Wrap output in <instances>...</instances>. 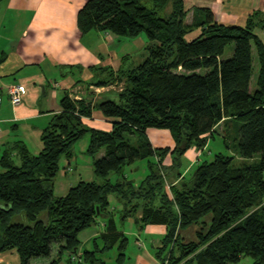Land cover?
I'll return each mask as SVG.
<instances>
[{"label": "trees", "instance_id": "obj_1", "mask_svg": "<svg viewBox=\"0 0 264 264\" xmlns=\"http://www.w3.org/2000/svg\"><path fill=\"white\" fill-rule=\"evenodd\" d=\"M202 11L204 19L189 23L184 0H87L79 9L81 34L98 30L136 37L145 32L147 56L129 68L92 67L101 74L88 84H122L118 99L93 105L67 92L62 110L41 134L38 153L24 141L4 144L0 253L16 250L21 264H30L34 258L52 257L58 244L50 264H62L67 250L74 253L69 264H106L101 256L116 248V264H124L130 238L118 223L133 218L140 228L167 227L154 247L158 264H233L243 259L264 264V40L256 32L264 29V12H254L245 25H226L209 9ZM230 44L232 55L224 57ZM254 53L258 75L253 88ZM95 108L113 120L111 130L85 124ZM223 120L232 122L226 121V129L236 126L238 155L247 159L259 154L261 160L233 165V156L219 152L202 161L191 178L183 171L175 175L181 165L176 158L191 147L204 149ZM150 128L169 130L176 145L154 147ZM87 134V153L100 180H81L57 195L60 160L73 158L74 144ZM129 134L137 136V145ZM169 154L172 163L162 164L159 173L149 161L150 173L138 184L125 176L111 179L138 159ZM171 173L180 179L175 184L168 182ZM113 195L123 205L118 211L112 208ZM20 215L27 222L19 221ZM100 217L104 231L92 240V249L79 253L80 234ZM194 224L196 239L186 241L181 232Z\"/></svg>", "mask_w": 264, "mask_h": 264}, {"label": "crops", "instance_id": "obj_2", "mask_svg": "<svg viewBox=\"0 0 264 264\" xmlns=\"http://www.w3.org/2000/svg\"><path fill=\"white\" fill-rule=\"evenodd\" d=\"M86 1H0V154L4 144L17 141H24L32 152L38 153L42 148L41 134L53 115L62 110L61 99L67 92L77 93L92 101L93 105L100 100L116 99L112 96V92L119 91L116 87L117 83L102 87L88 83L97 80V73L101 74L100 70L92 69V67L110 66L117 70L122 65L127 55H122L121 48L118 46L125 41H122L123 39L130 37H119L111 32L98 30L81 34L78 29L77 15ZM184 3L188 11L186 21L189 23L195 17L205 18L203 8L209 9L218 22L226 25H245L254 12H264V0H184ZM256 32L264 40V29L259 27ZM254 57L256 74L254 73L252 78L253 88L258 75L256 53ZM15 82L23 84L26 88L24 101L17 106L12 103L7 93V86ZM112 121L97 108L93 110L91 117L84 119L89 127L105 131L112 129ZM226 121L228 124L232 123L230 120H223L215 127V135L220 134L224 142H226V130H228L225 127ZM161 133L164 132L155 128L149 129L148 135L151 142V136H162ZM167 135L170 138L173 137L171 133ZM215 135L209 139L204 149L191 147L186 151L183 156L187 160L183 171L184 176H187L194 166H198L205 160L203 158L207 151L213 154L210 145ZM89 142L90 139L82 143V153L88 154ZM174 142H168L166 146L173 147ZM159 144L158 147H162V142ZM153 146L157 147L154 144ZM257 157L254 156L250 160L256 161ZM62 158L65 161V174L56 182L57 195H65L81 180H95L93 160L84 159L86 156L77 154L75 150L73 158L69 159L65 156ZM172 159V156L168 155L167 164L170 165ZM171 174L168 182L177 183L180 179ZM125 177L127 178L126 175ZM119 178L120 176L117 175L116 178L111 179L115 181ZM130 180L136 184L142 181V179L134 178ZM114 199L117 205H113L112 208L117 211L122 209L121 201L116 196ZM129 220L137 224L133 218ZM99 221L103 228L92 230L90 233H86V229L82 232H85L84 235L80 234L79 253L83 252V246L92 243V240L104 231V218L100 217ZM118 225L121 229L120 221ZM145 227L141 228L136 236L138 242L136 245L141 248L139 263L158 264L154 247L158 246L162 239L153 237V244L143 248L142 243L145 244L143 238H146L148 233L153 236L163 233L164 236L167 227L161 224ZM196 227L195 232L198 231V226ZM146 229L149 232L145 234ZM0 264H21L18 252L16 250L1 252Z\"/></svg>", "mask_w": 264, "mask_h": 264}, {"label": "rangeland", "instance_id": "obj_3", "mask_svg": "<svg viewBox=\"0 0 264 264\" xmlns=\"http://www.w3.org/2000/svg\"><path fill=\"white\" fill-rule=\"evenodd\" d=\"M199 33V30L194 31L193 33H190L187 35V39L190 40L192 38H194L197 34ZM125 40V41H124ZM122 41H124L123 43L119 44V48H121V52L123 53L122 55H127V59H125L122 63L121 66L125 67V68H129L132 67L134 65H137L138 63H140L141 61H143V59L147 56V51L145 49L146 45L149 43V39L146 35L145 32L141 33L140 35L136 36V37H130L129 39L125 38ZM121 41V42H122ZM234 49V45L230 44L225 51L224 57H229L230 55H232ZM256 74V73H255ZM121 84V83H120ZM122 84L121 85H116L117 90H121L122 89ZM75 93V92H74ZM77 94V93H75ZM112 96L116 99H118V92L114 91L112 92ZM102 101V100H100ZM151 129V128H150ZM156 130H160L163 131L164 133H161L160 135L162 136H151L152 138V143L155 146H160V142H162V147H166V145H168V142H174L173 137H169V133H171L169 130L167 129H158L155 128ZM169 132V133H168ZM227 132V139L226 142L223 141V138L221 137L220 134H216L215 137L213 138L211 145H210V149L213 152V154H209V151L206 152L205 154V160H211L214 158V155L216 153L219 152H223L227 155H231L233 156V165H241L243 163H252L254 162L253 160H250V158L247 159H241L237 153V135L238 132H235V126L231 124V127L228 128ZM129 139H131V143L133 145H137V136L135 134H129L127 136ZM90 139V135L87 134L83 139H81L80 141L76 142L73 146V149L77 152V154L79 155H83L86 156L87 160H93V157L90 156L89 154H86L85 152L82 153L81 152V146L82 143L85 142L86 140ZM174 146L176 145V143H173ZM104 149L97 155L98 157L102 156L104 154ZM2 155V151L0 156ZM170 155V154H169ZM161 156V155H160ZM160 156L159 155H153L149 158H145V159H138L135 162H133L132 164H128L125 165V167L120 171V173L116 174L113 173L111 174V178L114 179L116 178L117 175H119L121 178H123L125 175L127 176V178L131 179L134 178L136 180H143L146 178V176L150 173V168H149V161L153 162L154 166H155V170L156 173H159V171L161 170V165L163 164L164 166H168L169 164H167V156L168 155H164L162 157V161H160ZM172 156V155H170ZM178 156V154H177ZM258 156L255 160L256 161H260L261 157L260 155H256ZM64 158H61L60 160V170L58 172L57 175V180L61 179V177H63V175L65 174V169H64ZM83 160V158H80ZM176 160L181 163V165L179 166V164L176 166V170L175 171V175L177 171H184L185 168V164L187 163V160L185 158L180 159L179 157L176 158ZM184 164V165H183ZM197 168V166H194L193 169L187 173V177L191 178L192 175L194 174L195 169ZM96 180H100V178H98L97 176H95ZM114 196H112V206L113 205H117L114 199ZM119 208V207H118ZM17 219L19 221H23V222H27L26 218L23 217L22 215L18 216ZM197 225H191L188 228H186L185 230H183L181 232V236L186 240V241H190V240H194L196 239V232L195 229ZM121 229H123L124 231H126L129 235L130 238V245L129 248L127 249V254L129 256V258L125 261L124 264H140L139 262L141 261V248L139 246L136 245L137 242V237L138 236V231H141L140 226L138 227L137 224H135L134 222H132L131 220H126L121 222L120 225ZM99 228H103V225L101 224L100 221H98L97 223H95L92 227L88 228L87 231H85L86 233H90L92 232V230H98ZM146 228V227H145ZM82 233V235L85 234ZM146 232H149L146 230H144V233L146 234ZM140 233V232H139ZM143 233V236H145V234ZM163 233L161 234H156L155 236H153L152 234L150 235L148 233V236H146V238L144 237V241L145 244L142 243L143 248H146L145 246H149L151 244H153V240L152 238H161L162 239ZM138 244V242H137ZM84 250L85 249H92V243L90 242L89 244L83 246ZM58 248L59 245L55 244L53 246V256L52 257H38V258H34L31 260L30 264H50V262L53 260V258L57 257V253H58ZM62 264H69L68 263V259L70 257L71 253L70 251H65L62 253ZM118 251L116 248L106 252V254L102 255L101 257L107 262L106 264H116V257H117ZM77 259H79V257H77ZM247 261L245 259L239 261L238 263H233V264H246ZM73 264H86L84 262H74Z\"/></svg>", "mask_w": 264, "mask_h": 264}, {"label": "built area", "instance_id": "obj_4", "mask_svg": "<svg viewBox=\"0 0 264 264\" xmlns=\"http://www.w3.org/2000/svg\"><path fill=\"white\" fill-rule=\"evenodd\" d=\"M7 93L10 96L12 103L17 106L23 103L26 88L21 83H11L7 86ZM71 96L77 100L82 99V96L79 94H71Z\"/></svg>", "mask_w": 264, "mask_h": 264}]
</instances>
